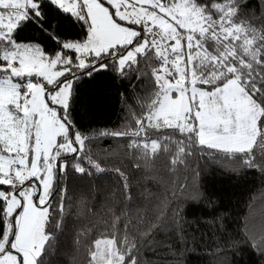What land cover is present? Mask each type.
<instances>
[{
	"label": "snow or ice",
	"instance_id": "obj_1",
	"mask_svg": "<svg viewBox=\"0 0 264 264\" xmlns=\"http://www.w3.org/2000/svg\"><path fill=\"white\" fill-rule=\"evenodd\" d=\"M248 5L0 0V264H57L93 232L86 264H147L145 251L174 240L175 264H186V226L197 222L184 209L217 203L202 173L264 177V0ZM65 24L82 35L67 37ZM29 25L39 35L22 38ZM102 73L124 84L123 123L82 132L74 106L91 110L96 96L77 87L95 88ZM105 138L116 143L101 147ZM109 173L120 191L110 205L94 211L74 195ZM226 219L225 209L202 222L226 233ZM241 250L264 264V196L246 201L215 254L226 264Z\"/></svg>",
	"mask_w": 264,
	"mask_h": 264
},
{
	"label": "trees",
	"instance_id": "obj_2",
	"mask_svg": "<svg viewBox=\"0 0 264 264\" xmlns=\"http://www.w3.org/2000/svg\"><path fill=\"white\" fill-rule=\"evenodd\" d=\"M250 8L256 7V0H249ZM53 16H58L54 9H51ZM63 33L69 38H77L79 30L71 25L63 26ZM39 35L34 28L29 25L20 33L22 38H31ZM46 48L51 51L55 46L49 41ZM74 87H76L74 85ZM124 88V84L112 79L111 73H102L93 84L81 81L77 87V95L84 96L91 93L96 96L95 105L91 110L85 106H74L73 120L79 130L86 133H92L94 130H114L123 123L125 115L124 107L119 98V92ZM139 92V87L136 89ZM131 96V91L127 93ZM101 147L116 143L115 141L105 138L99 141ZM80 191L74 195L78 198L83 195L87 197L88 205L94 210H102V206L110 205L112 202V193L115 192L117 197L120 195L118 188L119 177L111 173L104 175L101 180L95 184L92 180L85 177L79 181ZM201 184L208 197H211L217 203L210 207L206 201L199 205H191L184 209L187 218L196 221V225L186 226L189 233L187 247L190 249L185 254L186 264H224L222 258L215 254L217 246H223L225 241L236 235L239 228V219L243 215L245 203L252 196H264V177L256 172L242 174L239 178H230L225 175L219 168L211 166L206 173L201 175ZM151 187V185H149ZM96 190H93V189ZM227 210V219L225 224L227 232L216 231L210 223L202 221L213 218L214 212L224 213ZM93 232L86 240H82L80 251L69 247L66 249L67 255H62L57 264H86V254L83 245L90 243L96 238ZM163 239V235L158 237ZM174 239V238H173ZM183 245L175 241L168 248H157L155 252L145 251L144 257L147 264H175L173 259L178 250H182ZM70 257H75L70 261ZM226 264H256V258L248 250H241L238 253L228 252Z\"/></svg>",
	"mask_w": 264,
	"mask_h": 264
}]
</instances>
